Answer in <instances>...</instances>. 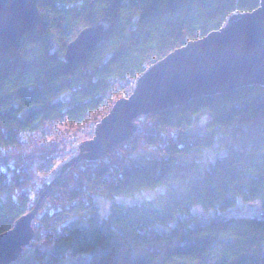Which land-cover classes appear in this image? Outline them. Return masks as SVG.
<instances>
[{
  "label": "trees",
  "instance_id": "trees-1",
  "mask_svg": "<svg viewBox=\"0 0 264 264\" xmlns=\"http://www.w3.org/2000/svg\"><path fill=\"white\" fill-rule=\"evenodd\" d=\"M260 2L38 0L40 24L0 54V234L34 208L60 171L61 122L86 121L148 65ZM95 24L104 29L87 58L67 60L68 43ZM134 121L141 131L65 170L39 203L35 237L10 264L58 261L69 250L90 252L86 264H264V217L203 221L191 213L197 204L229 208L238 198L264 210V84L201 95ZM159 185L166 189L138 203L115 201L106 215L95 197Z\"/></svg>",
  "mask_w": 264,
  "mask_h": 264
},
{
  "label": "water",
  "instance_id": "water-1",
  "mask_svg": "<svg viewBox=\"0 0 264 264\" xmlns=\"http://www.w3.org/2000/svg\"><path fill=\"white\" fill-rule=\"evenodd\" d=\"M40 22L38 0H0V54H6L19 37ZM103 29V24L82 28L66 46V59L84 61ZM249 84H264V0L253 10L231 12L219 29L188 41L138 73L132 93L117 99L96 123L94 137L80 143L78 153L62 165L34 208L0 234V264L19 259L35 237L33 223L39 203L65 170L83 158L99 159L141 131L135 118Z\"/></svg>",
  "mask_w": 264,
  "mask_h": 264
},
{
  "label": "rangeland",
  "instance_id": "rangeland-1",
  "mask_svg": "<svg viewBox=\"0 0 264 264\" xmlns=\"http://www.w3.org/2000/svg\"><path fill=\"white\" fill-rule=\"evenodd\" d=\"M132 90L133 84L132 87L128 86L127 90L115 92L113 96L108 99V102L99 109H96L86 121L74 122L65 120L59 124V129L65 136L64 139H66L65 141L67 144V149L65 151L67 153L64 155L61 154L59 156V159L55 164V168L59 167L60 165L62 166L67 160H69L72 156V153L77 154L80 149V143L94 137L96 123L99 122L100 119L110 111L117 99L129 96L132 93ZM205 119V116H203L198 123L197 129L200 131L203 130V123ZM51 177H53L52 174ZM165 189V185H159L155 188L145 189L134 196L117 195L113 198H106L101 195H96L95 197L101 212L106 215L109 213L111 204L115 201L127 204L138 203L143 201L145 198L155 196ZM191 213L197 215L203 221H208L222 216H228L231 214H247L264 217V210L261 209L259 204L244 201L242 198H238V202L234 206L225 209L205 208L204 206L197 204L192 208ZM90 255V252L74 253L69 250L58 261H53L51 258H45L43 260L32 259L31 264H86L90 258Z\"/></svg>",
  "mask_w": 264,
  "mask_h": 264
},
{
  "label": "built area",
  "instance_id": "built-area-1",
  "mask_svg": "<svg viewBox=\"0 0 264 264\" xmlns=\"http://www.w3.org/2000/svg\"><path fill=\"white\" fill-rule=\"evenodd\" d=\"M30 191H31V194H32L33 196H35V195H36V192H35V190H33V189H31V188H30Z\"/></svg>",
  "mask_w": 264,
  "mask_h": 264
},
{
  "label": "snow or ice",
  "instance_id": "snow-or-ice-1",
  "mask_svg": "<svg viewBox=\"0 0 264 264\" xmlns=\"http://www.w3.org/2000/svg\"><path fill=\"white\" fill-rule=\"evenodd\" d=\"M261 151H264V148H261ZM252 203L260 204V201H253Z\"/></svg>",
  "mask_w": 264,
  "mask_h": 264
}]
</instances>
